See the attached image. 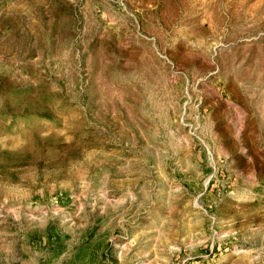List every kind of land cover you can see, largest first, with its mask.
I'll list each match as a JSON object with an SVG mask.
<instances>
[{
    "label": "rangeland",
    "instance_id": "rangeland-1",
    "mask_svg": "<svg viewBox=\"0 0 264 264\" xmlns=\"http://www.w3.org/2000/svg\"><path fill=\"white\" fill-rule=\"evenodd\" d=\"M0 264H264V0H0Z\"/></svg>",
    "mask_w": 264,
    "mask_h": 264
}]
</instances>
